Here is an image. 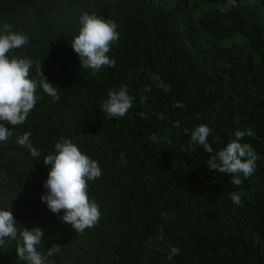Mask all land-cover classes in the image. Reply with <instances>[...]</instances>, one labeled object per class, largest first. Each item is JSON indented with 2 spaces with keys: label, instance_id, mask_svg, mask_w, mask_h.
<instances>
[{
  "label": "trees",
  "instance_id": "obj_1",
  "mask_svg": "<svg viewBox=\"0 0 264 264\" xmlns=\"http://www.w3.org/2000/svg\"><path fill=\"white\" fill-rule=\"evenodd\" d=\"M226 3L0 0V29L8 23L29 37L28 45L8 55L31 59L30 78L37 81L36 106L25 123H5L12 135L0 142V209L13 213L20 230H44L37 246L44 264H264V0H236L222 13ZM84 12L117 24L119 40L107 54L114 68L93 74L80 67L70 43ZM38 64L57 88V102L39 86ZM149 72L159 73L171 91L156 87ZM121 85L135 97L133 107L122 118L107 119L99 106L109 89ZM177 100L183 108L174 107ZM202 124L212 130L214 151L236 130L254 133L240 142L255 149L257 168L247 179L241 174L239 186L208 170L210 154L202 146L185 151L191 130ZM25 132L39 158L17 144ZM61 136L102 169L88 182L101 217L81 233L60 219L63 211L54 214L41 200L49 171L43 159ZM230 193H238L241 204ZM53 244L60 252L47 257ZM172 247L180 254L169 259ZM0 264H27L16 241L0 245Z\"/></svg>",
  "mask_w": 264,
  "mask_h": 264
},
{
  "label": "clouds",
  "instance_id": "obj_2",
  "mask_svg": "<svg viewBox=\"0 0 264 264\" xmlns=\"http://www.w3.org/2000/svg\"><path fill=\"white\" fill-rule=\"evenodd\" d=\"M236 7V0H227L224 7L220 9L222 13L230 8ZM117 24L111 19H105L96 14L84 12L79 16V29L71 44L74 52L79 56L83 69H91L93 74L107 66L114 68L116 61L107 54L111 50L113 43L119 40ZM29 44L28 35L13 31L8 23L2 25L0 29V142L8 140L12 133L5 123L15 127L22 125L28 118L29 113L34 109L37 102L36 89L37 81L30 78L32 60L28 58L9 57L8 53L13 49L22 48ZM37 73L40 77L38 83L43 92L52 97L53 102H57L60 96L54 83L50 82L44 75L41 64L37 65ZM152 83L164 92H170L171 86L164 83L159 73L147 74ZM146 92H151V85L145 86ZM135 97L129 95L127 85H121L118 91L109 89L107 98L101 103L100 110L109 118H122L133 107ZM148 97L141 98V103L146 102ZM174 107L183 108L182 101H175ZM138 115L142 119H148V114L141 111ZM158 119H164L162 113L157 114ZM173 127L179 128L180 122L175 121ZM185 134L189 129L185 128ZM212 130L207 125H199L191 130L190 140L185 147V151L195 150L194 146H202L204 152L210 154V159L206 161L209 171L216 170L221 174L231 177L229 183L239 186L242 183V176L247 179L251 177L257 168L258 155L251 144L241 143L245 137H253L251 130H236L235 138L228 142L218 151H214L208 142V137ZM31 133L25 132L17 138V144L26 148L31 156L39 158L41 151L31 142ZM149 139L157 141V135L152 134ZM219 142L220 137H216ZM171 144V141H167ZM53 154L46 155L43 164L49 166L47 179L43 184L45 189L41 200L46 202L48 209L59 214L63 222L81 233L87 228L98 224L101 211L97 202L90 198L88 194V182L96 181L102 176V169L99 163L87 154L83 153L79 146L70 138L61 136L54 145ZM121 159L126 165V160ZM230 199L234 204H241V197L238 193H230ZM167 215V213H162ZM162 231V229H161ZM44 237V230L40 227L27 228L22 230L17 228V222L10 210L0 209V245L5 239L17 242V254L20 260L27 264H44L45 256L37 251V246ZM60 252V246L53 244L49 247L46 256L51 257ZM180 250L172 247L169 252V259L178 256Z\"/></svg>",
  "mask_w": 264,
  "mask_h": 264
}]
</instances>
